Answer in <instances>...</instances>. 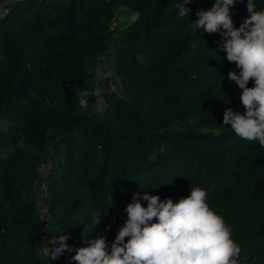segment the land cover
<instances>
[{"label": "trees", "instance_id": "16d2710c", "mask_svg": "<svg viewBox=\"0 0 264 264\" xmlns=\"http://www.w3.org/2000/svg\"><path fill=\"white\" fill-rule=\"evenodd\" d=\"M180 2L19 0L0 19V264H74V253L51 259V240L66 234L69 245L86 246L95 213L101 221L87 234L103 235L110 250L133 193L178 202L191 187L206 190L232 228L240 264H264V147L223 125L226 109L245 111L228 79L235 65L219 33L191 26L214 0H192L183 19ZM255 4L264 9V0ZM121 8L135 15L122 26ZM231 11L239 27L247 0ZM103 58L111 59L104 107L92 111L90 95L84 111L78 93L95 91ZM44 159L46 224L34 192Z\"/></svg>", "mask_w": 264, "mask_h": 264}, {"label": "clouds", "instance_id": "9594fccd", "mask_svg": "<svg viewBox=\"0 0 264 264\" xmlns=\"http://www.w3.org/2000/svg\"><path fill=\"white\" fill-rule=\"evenodd\" d=\"M190 2L182 0L176 4L179 18L188 15L190 9L185 5ZM236 2L214 0L208 10L196 11L198 19L191 26L203 33H219V50L235 65L228 71V79L242 90L239 100L245 111L241 114L226 109L223 125H231L236 137L252 143L258 141L264 147V9L257 10L255 0H247L248 16L236 27L231 11ZM250 81L252 87L248 86ZM90 95L99 97L101 93H78V103L84 111L88 110ZM141 200L147 201V206ZM108 201L111 207V195ZM124 211L127 219L118 229L110 250L103 235L91 238L87 234L101 221L102 216L95 213L93 226L86 225L82 234L86 246L69 245L66 234L53 237L51 259L68 252L74 253L70 256L74 264H240L242 249L232 238V228L209 205L208 194L201 187L189 188V195L178 202L135 192Z\"/></svg>", "mask_w": 264, "mask_h": 264}, {"label": "built area", "instance_id": "2783aa9c", "mask_svg": "<svg viewBox=\"0 0 264 264\" xmlns=\"http://www.w3.org/2000/svg\"><path fill=\"white\" fill-rule=\"evenodd\" d=\"M19 0H0V19L8 13L10 6ZM116 19L111 20V26L114 25ZM106 58L98 61L93 69V86L95 91H100L101 93V83L105 78L104 61ZM104 107V101L102 94L99 97L95 96L94 102L91 106L92 111L100 112ZM51 170V161L49 159H44L36 168V178L34 180V192L36 196V204L40 213V219L46 224L47 217V176ZM44 228H41V232L44 233Z\"/></svg>", "mask_w": 264, "mask_h": 264}, {"label": "rangeland", "instance_id": "374dc122", "mask_svg": "<svg viewBox=\"0 0 264 264\" xmlns=\"http://www.w3.org/2000/svg\"><path fill=\"white\" fill-rule=\"evenodd\" d=\"M134 17H135V15L132 14L129 9L121 8V9H119V13H118L116 18H117V23L122 26V25L126 24L127 22L132 21L134 19ZM110 61H111L110 58H106V60L104 61V66L106 67L105 76L110 72L109 71L110 70ZM115 84H116V81H114V80L110 83V85L114 88L116 87Z\"/></svg>", "mask_w": 264, "mask_h": 264}]
</instances>
